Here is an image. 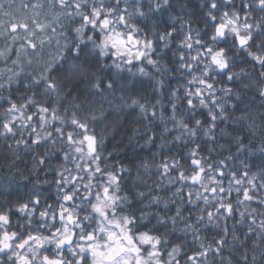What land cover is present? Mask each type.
<instances>
[{"label":"clouds","instance_id":"clouds-1","mask_svg":"<svg viewBox=\"0 0 264 264\" xmlns=\"http://www.w3.org/2000/svg\"><path fill=\"white\" fill-rule=\"evenodd\" d=\"M75 2L81 4L79 13L72 10L71 17L56 25V38L61 46L67 42L68 48L62 47L63 60H57L52 66L55 69L53 77L61 90L55 97V104L69 113L74 110V101L83 105L79 109L81 118L86 109H95L99 117L100 105H103L106 119L94 125L102 144L98 153L101 163L97 165L95 158H90L86 151L77 155L73 146L55 135L54 122L50 119L35 134L43 140L46 133L51 132V140L40 147L25 144L32 128L40 124L38 114L25 105L29 100L32 108L50 102L45 94L47 90L43 85L37 88L29 79L28 72L33 69L27 65L26 72L10 88L7 81H3L5 90L0 92V213L9 216L10 223L0 224V232H16L17 240L12 242L11 252H0V264H16L13 257L18 251L16 243L33 234L44 242L43 248L36 247L33 242L24 250L23 254L30 255L33 264H43L41 257L45 254L59 259L61 252L65 264H74L76 257L72 249L79 254L81 237L89 232L95 234L99 242L106 241L111 232L122 239L131 235L141 245L142 255L149 264L153 260L168 264L169 252L173 253L174 260L200 245L207 248L222 224L210 223L207 219L204 222L189 221L190 215L200 214L196 209L185 212L173 225L171 197H161L158 202L153 199V194L161 180L163 159L170 164L175 160L179 169L192 173L188 163L192 144L205 146V166L231 156L235 158L229 161L231 167L242 164L252 173L264 169V99L258 96L264 91V64L255 63L257 56L264 61V8L260 7L259 0ZM94 7L110 14L107 29L99 26L92 29L91 24H82L81 17L86 13L91 15ZM125 8L126 12L123 11ZM121 15L125 17L124 22L120 20ZM51 18L48 0H45L38 19L48 23ZM249 24L252 25L250 31ZM218 25L227 27L219 28L218 32ZM236 31L244 37L252 36L253 40L242 48L236 41ZM109 37L117 42L123 55H118L111 44L102 47ZM119 41H123L122 46ZM8 44L7 35L0 38V49ZM49 48L56 49L55 40L51 45H45L46 52ZM213 56L218 63H213ZM12 59L13 56L6 55L0 60V70L11 67ZM202 81L213 87L209 89ZM97 84L103 87L98 90ZM197 89L204 93L206 103L201 104L196 98L194 111L184 107L182 102L189 94L195 98ZM10 97H15L11 102L23 112V119L18 113L8 112ZM213 98L216 105L211 103ZM140 105L149 112L153 108L159 112L176 106L179 111L174 115L179 124L173 121L172 113L158 115L152 121H141ZM217 107L221 111L217 114L218 128L212 140L207 135L211 129L203 122L204 117L196 113H212ZM13 115L17 117L14 135L3 134L2 123L5 120L11 122ZM28 115L36 119L24 128L22 125L29 123ZM190 118L199 119L201 123L198 126L189 123ZM185 125L186 132L182 130ZM62 126L66 127V124ZM197 127L200 131L193 139L191 133ZM144 133L148 135L141 138ZM153 133L158 140L151 139ZM241 142L245 149L242 152L239 151ZM65 152L69 156L67 161L64 160ZM42 159L46 163H41ZM121 166L124 173L119 171ZM86 167L91 170L86 171ZM229 171L230 168L225 169L226 174ZM112 175L121 177L118 183L112 180ZM177 181L178 177L173 175L163 183L174 194L176 187H180ZM184 187L196 191L191 185ZM67 195H72L73 199L65 201ZM37 199L39 205L34 203ZM165 199L169 202L167 208L162 203ZM192 203L195 205L197 201ZM23 204L29 205L28 212H17ZM179 206L185 207L184 204ZM41 211L47 213V219L41 217ZM61 211L63 218L59 215ZM246 227L242 226L241 232ZM145 233L151 235L153 241L160 239L159 251L165 255H148L152 249L138 239ZM228 239L231 241L232 238ZM57 240L71 243L58 249ZM256 243L260 247L253 248L252 241L247 242V264H264L261 257L264 242L257 240ZM243 251L241 236L239 242L225 246L222 257L210 256L202 264H241ZM83 255L88 256L87 264H91L90 255L86 252ZM229 256L231 260H228Z\"/></svg>","mask_w":264,"mask_h":264},{"label":"snow or ice","instance_id":"snow-or-ice-1","mask_svg":"<svg viewBox=\"0 0 264 264\" xmlns=\"http://www.w3.org/2000/svg\"><path fill=\"white\" fill-rule=\"evenodd\" d=\"M260 7L264 8V0H259ZM45 7V0H34L31 3H21L19 8L16 7L15 0H0V38L5 35L8 36L9 44L0 49V60L6 55L14 57L12 59V66L7 67L4 70H0V92L5 90V84L3 81H7V86L10 88L12 83L19 80L21 75L26 72L25 65L28 68H32L31 72H28V77L35 84L37 88L43 85L47 90L45 93L50 102L45 104H36L34 108L31 107V100L25 107H29L30 111H34L38 114L40 124L39 127H33L29 135V138L25 141V144H32L36 147H40L45 141L51 140L52 133H46L42 140L40 136L35 133L42 130L46 122L50 119L54 122L55 135L62 141H65L69 146H73V151L77 155L86 154L92 158H95L97 165L101 163V157L98 155L102 147L100 137L96 135L95 127L101 120L106 119L103 111V105H100V115H96L95 109H86V114L83 118L79 115V109L84 107L83 105L74 103V110L68 112L66 108L61 109L55 104V97L60 95V89L58 88L53 73L55 69L52 67L57 60H63L61 54L62 47L68 48V43L65 42L61 46V42L56 38L57 28L56 25L60 23L62 19L71 17L72 10L79 13L81 4L76 3L75 0H48V8L52 13V18L48 23H41L38 17L41 14V10ZM215 7V5H213ZM57 8L60 11H57ZM31 9V13L27 11ZM123 11H127L125 8ZM110 14H104L103 9L93 8L91 15L84 14L81 17L82 24L87 26L91 24L92 29H96L99 26L102 29H107L109 26ZM121 22L125 21L124 15L120 16ZM231 23V21H230ZM227 27V25H218L219 28ZM252 25H247L249 31ZM76 31H79L77 29ZM42 34V35H41ZM235 38L237 43L243 48L247 46L252 40V36L244 37L241 36L238 31L235 32ZM131 40L132 37L130 36ZM55 40L56 49L45 51V45H51ZM120 46L123 45V41L118 42ZM108 44L114 49H117L118 55H123L118 49L117 42H114L111 37L108 38L107 44H102V47H107ZM211 52V49H208ZM222 56V53H220ZM139 59V57H138ZM213 63H218L213 56ZM131 63V60L128 61ZM6 63V61H5ZM255 63L257 65L264 64L259 56L255 57ZM226 66V64L224 65ZM209 89L213 86L207 81H202ZM102 84H97L96 88L99 90L102 88ZM209 95H212L209 93ZM259 98L264 99V91L258 93ZM201 104L206 103L204 100V93L197 89L195 92V98L189 94L182 102L183 106L188 109L195 111V104L197 99ZM15 97H10L8 103L9 113H18L21 119L24 118V114L20 109L17 108V104L14 101ZM212 105H216L217 101L213 98L211 101ZM123 107V105H122ZM136 107L133 106V111ZM139 111L143 113L140 117L141 121H152L159 116H163L165 113H172V119L176 121L175 113L179 111L176 106H172L168 109L157 111L153 108L150 112L145 111V106L140 105ZM221 111L219 107L216 108L215 112H200L196 113L198 116H203V122L211 129V132L207 135L209 139L214 140V133L216 132L218 125L217 114ZM26 123L22 125L24 128H28L36 117L32 115L27 116ZM91 121V124L89 123ZM189 123H194L197 126L201 123L199 119L192 120L190 118ZM62 126V125H65ZM17 127V117L12 116L11 122L5 120L2 123L3 134L14 135ZM254 127V123H253ZM91 128V131H90ZM183 131H187V125H185ZM199 127L195 128L191 136L193 139L199 134ZM148 135L147 133L142 134L143 136ZM153 141L158 140L154 133L151 135ZM54 143V141H53ZM192 152L188 163L191 165L193 171L191 174L186 173L182 169L177 167V162L173 160L171 164L165 158L160 167L161 180L158 182V186L154 190L153 199L158 202L161 201V197H171L173 203V214L174 218L171 220L173 225L176 224V220L183 216L185 212H192L199 209L200 214L197 216H189V221L204 222L207 219L210 223L222 224V227L218 230L215 238L209 244L207 248L200 245L194 250L187 253H183L181 256H177L174 260L172 259V252L167 253L169 256L168 264H202V262L208 260L211 257H222L223 250L230 242L235 244L241 240L243 236L244 240V251L242 252L241 264H247V242L252 241L253 248L260 247L256 243L257 240L264 242V169L256 173L250 172L242 164H237L231 167L229 164L230 160H234V157L220 158L215 164L208 163L205 166V160L203 159V153L205 152V146L200 144H192ZM239 151H245L243 142L239 145ZM69 158L68 153H64V160L67 161ZM41 163H46L45 160H41ZM230 168V171L226 174L225 169ZM86 171H90L89 167H86ZM96 171L99 172L100 168L97 167ZM122 173L125 172L123 166L119 168ZM175 175L178 177V185L175 193L173 194L172 189L166 186L163 181L168 177ZM121 177L112 175V180L116 183L119 182ZM75 179H79L76 177ZM259 181V183H257ZM219 184V188L216 185ZM185 185L193 186L196 191L186 190ZM107 189H105V195L107 196ZM65 201H71L72 195L65 196ZM193 200L197 201V204L193 205ZM36 205H39L40 201L37 199L34 201ZM163 207L167 208L169 202L167 199L162 201ZM184 204L185 207L181 208L179 205ZM29 205L23 204L17 208V212H28ZM36 211V209H33ZM100 212L101 209L97 208ZM104 214V213H102ZM42 218L47 219V213L44 211L40 212ZM63 218V211L59 213ZM106 215V214H105ZM10 217L0 213V224H9ZM128 223V221H126ZM246 225V229L241 232V227ZM119 227V225H117ZM123 232V229H121ZM59 235V233H57ZM231 237V241H229ZM199 237L197 236V239ZM141 240V244L150 247L152 250L149 252L150 257L163 256L165 253L159 251L161 241L157 238L153 241L151 235L145 233L143 236L138 237ZM17 240L16 232H9L4 230L0 232V252L8 251L11 252L12 242ZM7 241V243H4ZM35 243L38 248L44 247V242L41 237L33 235H26L23 239L16 243L15 247L18 250L13 253L16 264H33V259L30 255L23 254L24 250L29 245ZM70 244L71 241L57 240L56 247L63 249L65 244ZM79 247V254L76 253L75 249H72L74 256V264H87L88 256L83 253H88L91 257V264H149V261L142 255V247L138 245L131 235L124 236L123 239L111 232L107 234V240L104 242L97 241L95 234L89 232L86 236L81 237V243ZM126 253L130 255H125ZM38 255V254H37ZM59 259L53 258L47 254L41 257L43 264H65L63 260V252H61ZM133 257L135 260L133 261ZM261 257L264 258V252H261ZM232 257L229 256L228 260ZM255 262V255L252 257ZM151 264H163L162 260H153Z\"/></svg>","mask_w":264,"mask_h":264},{"label":"trees","instance_id":"trees-1","mask_svg":"<svg viewBox=\"0 0 264 264\" xmlns=\"http://www.w3.org/2000/svg\"><path fill=\"white\" fill-rule=\"evenodd\" d=\"M34 2V0H15L16 7L19 8L21 6V3H31ZM29 14L31 13V9H27Z\"/></svg>","mask_w":264,"mask_h":264}]
</instances>
